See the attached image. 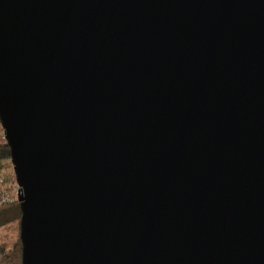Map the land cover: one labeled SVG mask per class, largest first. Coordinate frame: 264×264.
Masks as SVG:
<instances>
[{
    "label": "water",
    "instance_id": "obj_1",
    "mask_svg": "<svg viewBox=\"0 0 264 264\" xmlns=\"http://www.w3.org/2000/svg\"><path fill=\"white\" fill-rule=\"evenodd\" d=\"M22 264H264V0H0Z\"/></svg>",
    "mask_w": 264,
    "mask_h": 264
},
{
    "label": "trees",
    "instance_id": "obj_2",
    "mask_svg": "<svg viewBox=\"0 0 264 264\" xmlns=\"http://www.w3.org/2000/svg\"><path fill=\"white\" fill-rule=\"evenodd\" d=\"M2 135V134H1ZM0 163L5 167L4 172L7 176V181L16 186V177L11 164L10 148L4 137L0 138ZM13 190L0 191V198L3 196L11 197ZM21 218L19 203L13 195V200L0 202V228L11 225ZM0 264H22V243L20 236L12 247L0 245Z\"/></svg>",
    "mask_w": 264,
    "mask_h": 264
},
{
    "label": "rangeland",
    "instance_id": "obj_3",
    "mask_svg": "<svg viewBox=\"0 0 264 264\" xmlns=\"http://www.w3.org/2000/svg\"><path fill=\"white\" fill-rule=\"evenodd\" d=\"M20 236V220L0 228V245L12 247Z\"/></svg>",
    "mask_w": 264,
    "mask_h": 264
},
{
    "label": "built area",
    "instance_id": "obj_4",
    "mask_svg": "<svg viewBox=\"0 0 264 264\" xmlns=\"http://www.w3.org/2000/svg\"><path fill=\"white\" fill-rule=\"evenodd\" d=\"M2 134V135H1ZM4 137V131L0 122V138ZM5 139V137H4ZM4 165L0 163V191H6L7 189L10 191V189L13 190V194L11 197L3 196L2 199L0 198V202H7V201H12L13 200V195H15L16 200L18 198V191H19V186L16 182V186L12 185L10 181H7V176L4 172Z\"/></svg>",
    "mask_w": 264,
    "mask_h": 264
}]
</instances>
